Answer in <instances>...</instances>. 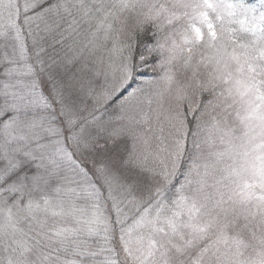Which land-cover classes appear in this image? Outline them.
Instances as JSON below:
<instances>
[{
    "label": "snow or ice",
    "instance_id": "6c2138e0",
    "mask_svg": "<svg viewBox=\"0 0 264 264\" xmlns=\"http://www.w3.org/2000/svg\"><path fill=\"white\" fill-rule=\"evenodd\" d=\"M0 264H264V0H0Z\"/></svg>",
    "mask_w": 264,
    "mask_h": 264
},
{
    "label": "rangeland",
    "instance_id": "374dc122",
    "mask_svg": "<svg viewBox=\"0 0 264 264\" xmlns=\"http://www.w3.org/2000/svg\"><path fill=\"white\" fill-rule=\"evenodd\" d=\"M49 40H51V37H49ZM57 50L60 51V54H61V55H63V51H61V50L59 49V46H57ZM49 51H51V49H49Z\"/></svg>",
    "mask_w": 264,
    "mask_h": 264
}]
</instances>
